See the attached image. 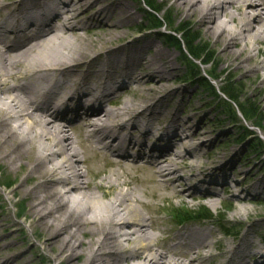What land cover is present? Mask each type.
I'll return each instance as SVG.
<instances>
[{
    "label": "bare ground",
    "instance_id": "1",
    "mask_svg": "<svg viewBox=\"0 0 264 264\" xmlns=\"http://www.w3.org/2000/svg\"><path fill=\"white\" fill-rule=\"evenodd\" d=\"M171 1L221 45L228 68L247 75L264 68L257 60L264 45V0ZM134 9L122 0H0V162L20 171L11 195L28 200L32 218L51 233L45 247L55 244V258L66 264H200L210 256L217 243L208 241V227L186 228L169 247L157 235V218L143 213L181 196L176 188L188 186L179 175L185 168L190 181L198 172L197 183L210 178L237 203L247 201L239 200L237 188L253 170L233 165L232 154L196 169L201 148L215 141L200 139L208 134L205 116L195 120L200 109L179 116L175 99L181 90L166 81L176 55L145 35L122 41L123 28L136 20ZM88 24L103 29L95 39L84 33ZM103 41L112 42L98 46ZM120 86L127 87L119 97L123 106L102 109ZM176 143L183 151L173 150ZM160 144L171 153L160 155ZM230 172L245 175L244 181L231 187ZM254 188L264 190V179L241 190ZM209 194L214 206L221 197ZM259 220L264 223L263 216ZM253 226L237 247L226 245L225 264H264V241L246 240ZM6 254L2 263L12 264L15 258Z\"/></svg>",
    "mask_w": 264,
    "mask_h": 264
},
{
    "label": "rangeland",
    "instance_id": "2",
    "mask_svg": "<svg viewBox=\"0 0 264 264\" xmlns=\"http://www.w3.org/2000/svg\"><path fill=\"white\" fill-rule=\"evenodd\" d=\"M122 1L130 2L135 8L134 12H136V20L123 28L125 36L122 41H131L145 35L162 48L174 53L176 55L175 70L166 81L168 85L181 90L175 99V101L180 99L181 102L179 103L181 105L179 116L183 118L187 114L195 113L196 109L200 110L197 112L195 120H200L205 116L202 128L208 134H204L200 139L215 142L213 145L207 144L201 148L202 157L196 161V169L206 167L212 163L215 157H221L228 153V155L232 154L231 157L234 156L233 165L236 164V167L241 165L240 169L245 172L253 170L252 176L243 183L242 187L237 188L241 192L239 200L246 199V202L237 203L235 199L238 197L231 193H223V186L211 184L210 178L206 177L204 183H197L202 177H197L198 172L195 173L196 178L190 181L191 173L185 168L179 172V175L185 179L189 187L181 184L176 188V192L181 193L178 194L181 196L172 201H158L156 207H153L149 214L143 212L148 217L157 218L159 228L157 235H159L162 244L169 247H172V238L186 228L208 227L212 230V235L209 236L208 241L215 242L217 245L211 249V255L202 260L200 264H225L221 255L224 253L226 245L237 247L251 225L254 224L252 232L247 235L246 240L253 243L258 239L264 241V223L259 220L261 216L264 217V190L258 192L254 188L255 191L253 189L249 193L242 191L245 186H255L261 179H264V81H262L264 68L258 75H247L243 71L228 68L225 60L220 56L221 45H214L213 39L204 36L202 29H198L191 21L188 22L181 11L172 6L171 0H155L153 4L154 8L161 11L157 19H161L163 16L167 19V23L161 20L162 28L158 31L147 27L145 23L149 10L144 5V0ZM261 9H263L261 12L264 13V6ZM84 28V33L93 35V39H95L96 33L103 30L99 26L91 24ZM180 28L188 29L192 38L198 42L197 52L204 51V54L210 55L214 61L210 66L197 65L198 71H195V75L190 72V65L185 58L187 55L185 49L181 51L182 49L177 44L167 43L166 36L172 35L178 38L176 32ZM37 37L38 34L33 35L31 40H36ZM25 41L17 45H21ZM111 42L103 41L98 46H108ZM258 48L262 54L258 55L257 60L261 63L264 62V45H259ZM252 49L251 47V54L253 55ZM215 67L217 69L212 73V76L220 79L216 81L214 78L215 81H212L207 78V74H210ZM224 78H229L235 85L234 95H240L243 102L249 103L253 108L254 120L243 118L238 108L232 107L233 112L223 108V102L228 103L227 98L219 91L220 81ZM207 79L209 80L206 81ZM126 89L127 87L120 86L121 92L109 96L102 109L117 111L118 108L122 107L123 104L119 101V97ZM132 99L137 105H142L138 102L140 99L137 94ZM159 146H161L160 155L170 154L172 151L171 147L168 149L163 144ZM184 148L182 144L176 143L173 150L176 152L183 151ZM96 151L99 152L100 150ZM4 163L7 162H0V255L7 252L12 254H6L15 258L12 264H15L18 259L22 261V264H66L62 258L61 260L55 258V244L52 246L47 244L45 247L51 233L42 232L35 222V218H32L28 212L30 207L28 200L17 195H11V192L18 189L20 171L10 172ZM218 163H220V159L216 161V164ZM222 174L221 172L218 173V175ZM231 174L230 172L229 175L231 176ZM244 179L245 175L232 174L228 184L233 187L236 182H242ZM211 191H217L221 197L220 199L213 198L214 206L208 203L211 199V194H209ZM105 192L110 195L112 190L106 189ZM239 204L245 205V208L241 209ZM234 205H238V213H235ZM199 212L202 214L200 215ZM200 252L202 255L206 254L202 250ZM2 261L3 259L0 257V264H3Z\"/></svg>",
    "mask_w": 264,
    "mask_h": 264
},
{
    "label": "trees",
    "instance_id": "3",
    "mask_svg": "<svg viewBox=\"0 0 264 264\" xmlns=\"http://www.w3.org/2000/svg\"><path fill=\"white\" fill-rule=\"evenodd\" d=\"M154 3L155 0H144V5L149 10L148 16H146L147 18L145 23L147 24V27H151V29H153L154 31H158L162 28L161 20L167 23V19L165 16H163L161 19H157V16L161 11L153 7ZM176 33L178 34V38L172 35L166 36L167 43L177 44V46L182 49L181 51H184L185 49V51L187 52L185 58H187V63H189L188 65H190L191 73H194L195 75V71H198L197 65L210 66L213 64L214 61H212L210 55L206 56V54H204V51L202 50L197 52V47L199 44L194 38H192L188 29L180 28V30ZM216 69V67L213 68L212 72L210 74H207V78L211 79L212 81H215L216 77L212 76V73L215 72ZM219 79L220 78H217L216 81ZM220 82L221 87L219 91L228 100V103L223 102V108L230 110L232 109V107L238 108V111L243 116V118L248 120H254L253 118L255 117V114L253 113V108L249 105V103L243 102V99L240 95H234L235 85L233 84L232 80H230L229 78H224ZM231 111L233 112V110ZM255 123V125H257V122ZM199 214L201 215L202 212H199Z\"/></svg>",
    "mask_w": 264,
    "mask_h": 264
}]
</instances>
